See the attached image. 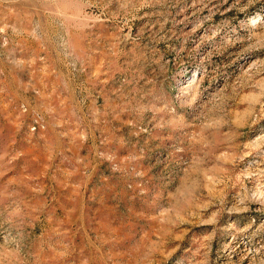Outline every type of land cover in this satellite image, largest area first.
<instances>
[{"label": "rangeland", "instance_id": "obj_1", "mask_svg": "<svg viewBox=\"0 0 264 264\" xmlns=\"http://www.w3.org/2000/svg\"><path fill=\"white\" fill-rule=\"evenodd\" d=\"M0 264H264V0H0Z\"/></svg>", "mask_w": 264, "mask_h": 264}, {"label": "bare ground", "instance_id": "obj_2", "mask_svg": "<svg viewBox=\"0 0 264 264\" xmlns=\"http://www.w3.org/2000/svg\"><path fill=\"white\" fill-rule=\"evenodd\" d=\"M200 80V79H199ZM196 80H190L188 83H186L181 91H180V99H183L185 98L186 96H188L189 94H191L192 92H195L196 91V88H197V84L201 83L199 81V83H196L195 82ZM197 92V91H196ZM195 95H193V102H191L192 104V108H193V111H197V109H199V107L201 106V101L196 99V94L197 93H194ZM187 98V97H186ZM190 98V97H189ZM190 102V101H189ZM189 102L187 101V103L189 104ZM206 102V101H205Z\"/></svg>", "mask_w": 264, "mask_h": 264}]
</instances>
